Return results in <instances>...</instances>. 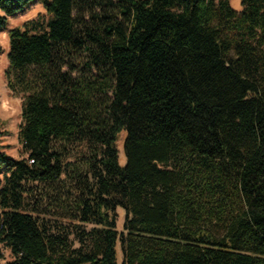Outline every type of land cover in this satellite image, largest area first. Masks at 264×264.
Segmentation results:
<instances>
[{
	"label": "trees",
	"instance_id": "obj_1",
	"mask_svg": "<svg viewBox=\"0 0 264 264\" xmlns=\"http://www.w3.org/2000/svg\"><path fill=\"white\" fill-rule=\"evenodd\" d=\"M35 1L0 0V264H264V0H38L9 30Z\"/></svg>",
	"mask_w": 264,
	"mask_h": 264
},
{
	"label": "rangeland",
	"instance_id": "obj_2",
	"mask_svg": "<svg viewBox=\"0 0 264 264\" xmlns=\"http://www.w3.org/2000/svg\"><path fill=\"white\" fill-rule=\"evenodd\" d=\"M234 9L241 11L243 9L241 0H230ZM46 10L43 5L37 0L33 2L22 14L12 17L9 22L8 29H14L22 27V25L30 20H35L39 16H45ZM0 45L3 48V54L0 57V132L2 133V145L12 155L17 156L18 145L20 144L18 139V133L22 124V99L12 96L11 91L7 86L5 77V71L9 67L8 52H9V37L7 33H0ZM121 163L125 162L123 149L120 153ZM74 159V157L72 158ZM2 178V176H0ZM118 229L123 230V224L125 214L123 211H119ZM66 222V221H63ZM120 257L122 253L120 251ZM13 256L11 252L4 249V259L1 264H5L11 261Z\"/></svg>",
	"mask_w": 264,
	"mask_h": 264
},
{
	"label": "crops",
	"instance_id": "obj_3",
	"mask_svg": "<svg viewBox=\"0 0 264 264\" xmlns=\"http://www.w3.org/2000/svg\"><path fill=\"white\" fill-rule=\"evenodd\" d=\"M12 18V17H11ZM10 18V19H11ZM9 22H10V20H9ZM11 30V29H10ZM2 33H7V32H2ZM9 37V36H8ZM9 48H10V45H9ZM9 53V52H8ZM1 57V56H0ZM9 60V59H8ZM8 63H9V61H8ZM4 151L9 155V156H11V157H13V158H15V159H17V160H20V159H22L23 157H24V155H23V153H22V146L19 144L18 145V151L20 152L17 156H15V155H12V154H10L9 152H8V150L5 148L4 149Z\"/></svg>",
	"mask_w": 264,
	"mask_h": 264
},
{
	"label": "built area",
	"instance_id": "obj_4",
	"mask_svg": "<svg viewBox=\"0 0 264 264\" xmlns=\"http://www.w3.org/2000/svg\"><path fill=\"white\" fill-rule=\"evenodd\" d=\"M33 162H34L33 160L30 161V163H33Z\"/></svg>",
	"mask_w": 264,
	"mask_h": 264
}]
</instances>
